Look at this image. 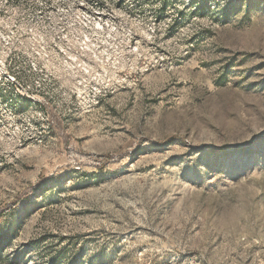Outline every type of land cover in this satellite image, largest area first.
Returning <instances> with one entry per match:
<instances>
[{
  "label": "rangeland",
  "instance_id": "1",
  "mask_svg": "<svg viewBox=\"0 0 264 264\" xmlns=\"http://www.w3.org/2000/svg\"><path fill=\"white\" fill-rule=\"evenodd\" d=\"M20 6L0 264H264V0Z\"/></svg>",
  "mask_w": 264,
  "mask_h": 264
},
{
  "label": "built area",
  "instance_id": "2",
  "mask_svg": "<svg viewBox=\"0 0 264 264\" xmlns=\"http://www.w3.org/2000/svg\"><path fill=\"white\" fill-rule=\"evenodd\" d=\"M30 1L31 0H0V4H2L3 6V8L0 9V18H2L4 22V18L9 16L11 8H13L15 10V13H17L21 10L20 5H22L23 3H29Z\"/></svg>",
  "mask_w": 264,
  "mask_h": 264
},
{
  "label": "trees",
  "instance_id": "3",
  "mask_svg": "<svg viewBox=\"0 0 264 264\" xmlns=\"http://www.w3.org/2000/svg\"><path fill=\"white\" fill-rule=\"evenodd\" d=\"M166 9V3H164L163 7H162V11Z\"/></svg>",
  "mask_w": 264,
  "mask_h": 264
}]
</instances>
